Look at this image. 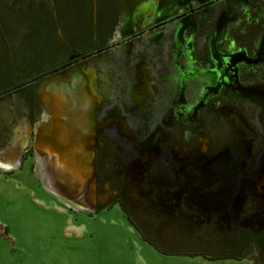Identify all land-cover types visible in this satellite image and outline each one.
Instances as JSON below:
<instances>
[{
	"label": "rangeland",
	"instance_id": "374dc122",
	"mask_svg": "<svg viewBox=\"0 0 264 264\" xmlns=\"http://www.w3.org/2000/svg\"><path fill=\"white\" fill-rule=\"evenodd\" d=\"M40 2L53 10V0H34ZM63 2L77 8L76 0ZM207 2H218L215 11L220 12L208 35L205 61L195 71L191 38ZM244 2L116 0L121 17L115 44L42 76L34 93L39 113L36 108L29 114L18 94L0 99V264H264V244L235 260L221 231L213 236L200 226L213 212L228 227L220 211L234 222L245 208L248 227L264 228V95L244 85L264 82V30L259 36L258 19L245 23L252 59L225 38L232 20L228 6L243 9ZM91 7L95 27L96 0ZM193 9L198 12L178 26L152 27ZM12 15L5 18L8 31L0 37L7 47L14 44L11 35L20 32ZM165 43L177 44L176 53L169 55ZM57 48L46 44L34 56H20L21 66L51 59ZM10 62L2 65L5 78ZM154 72L157 78L150 83L147 75ZM166 105L162 125L150 128ZM230 106L233 117L234 111L223 112ZM252 131L260 138L256 152L254 141L246 138ZM197 148L207 152L198 154ZM95 150L103 169L114 164L116 152L122 154L117 159L126 163L122 204L139 230L117 204H109L116 193L96 180ZM87 154L85 174L79 165L86 166ZM246 162L252 163L250 175L243 171ZM204 173L212 182L221 181L218 192L225 199L209 204L213 196L198 192ZM167 220L169 228L163 227ZM205 251L209 257H228L207 260L201 255Z\"/></svg>",
	"mask_w": 264,
	"mask_h": 264
},
{
	"label": "trees",
	"instance_id": "16d2710c",
	"mask_svg": "<svg viewBox=\"0 0 264 264\" xmlns=\"http://www.w3.org/2000/svg\"><path fill=\"white\" fill-rule=\"evenodd\" d=\"M22 1L13 0L10 5H7V0H0V37L3 38L2 32L8 31L4 21L11 12L14 25L20 28L18 29L19 33L11 35L15 38L13 45L7 47L3 39L0 42V99L9 94H18L27 101L28 113L32 115L36 108L38 110L34 95L38 80L42 76L76 60L87 58L96 50L113 43L116 26L114 18L116 14L118 15V10L116 0H96L98 3V16L94 27L90 16L92 0H76L78 4L75 10H72L71 3L65 4L63 2L67 0H53V10L48 9L41 2L37 5L34 0H28L26 4L22 5ZM11 8L14 9L10 12L9 9ZM46 44L58 47L59 52L51 59H47V57L40 58L39 62L33 59V64L31 61L29 67L24 68L21 66L20 56L26 57L31 54L34 56L33 51ZM8 60L11 62L6 65L7 77L5 78L2 74V65ZM150 64L151 62H148V65ZM149 69H146V71L150 72ZM114 156L116 161L114 164L108 163L106 172L101 170L98 158L95 162V174L99 179L98 182H107L111 189L117 192V197L112 199L109 204L117 201L127 221L134 229L139 230L130 220V216H128L122 204L121 192L125 163L118 162V165L116 163L117 159L122 160L123 156L118 152ZM144 241L153 247L155 246L147 239H144ZM233 249L231 251L233 253L232 259H242L243 257L239 255V252H234ZM209 253L210 251H205L201 255L207 260H222L226 258L221 257H228L227 254H224L218 258H213L207 256Z\"/></svg>",
	"mask_w": 264,
	"mask_h": 264
},
{
	"label": "flooded vegetation",
	"instance_id": "af4514ba",
	"mask_svg": "<svg viewBox=\"0 0 264 264\" xmlns=\"http://www.w3.org/2000/svg\"><path fill=\"white\" fill-rule=\"evenodd\" d=\"M244 3L245 4H244V8L243 9H241V8L238 9L237 5H234V4H231L230 6H228L229 11H230V13L232 15V20L226 24V28H225L226 37L225 38H226V41L234 42L236 44L237 48L239 47L242 50H244L246 56L248 58L252 59L255 56L254 55L255 51L252 50L248 46V43L250 41L249 33H248V28H246L244 26H245V23L247 21L252 23V21L255 20V19L260 20L258 22L259 30H257V33L260 36L261 32L264 30V24H263L264 4H263V0H245ZM216 5H218V2H207V3H205L203 5V7H202V10H205V16L202 19L199 17L197 19L196 23H195L194 32H193L192 38H191V50H192L191 51V56H192V60L196 61V65L193 62H190V63L194 64V70L195 71L201 70V67H202V65H203V63L205 61L204 57L206 56V53L208 52L209 47H210V44L207 43L208 35L212 31L213 25H214V23H215V21H216V19L218 17V13L220 12V10H219V12L215 11ZM196 12H198V10H195V9L187 11V12H185L183 14L174 16V17L170 18L167 21H164V22H161L159 24L153 25L152 27H157L158 26V28H164V27H167L169 25L174 26V27L178 26L179 23H180V20H182V19H191L193 17L194 13H196ZM251 15H253V16L251 17ZM257 15H258V17H257ZM120 17H121L120 16V12L118 11V15L116 14V16L114 18V22H115V25H116L115 28L117 27V25H118V23L120 21ZM258 24H257V26H258ZM152 27H150V28H152ZM239 27H240L241 30L239 32H237ZM176 31H178V27H177ZM257 33H254V36H256ZM174 34L176 35L175 31H174ZM183 34L184 33L182 32V36H183ZM126 39H129V37H127ZM165 39H166L165 37L162 38V40H165ZM222 41H224V38L221 40V42ZM226 41H224V42H226ZM114 44H115L114 42L110 43V44L106 45L105 47H103V48H101L99 50H96L95 52H98L100 50H105L107 47H110V46H112ZM176 45H169V46L167 45L166 46V43H165V47H168V54L169 55H172L173 52L176 53V51H177L176 50ZM174 47H175V49H174ZM170 51H172V53H169ZM95 52H93V53H95ZM84 59H87V58H84ZM76 61H78V60H76ZM76 61H74V62H76ZM168 61L169 60H167V63H168ZM73 63H70L69 65H66V66H70ZM182 64L184 65V63H182ZM185 67L186 66H184L183 68H185ZM145 73H146V71H145ZM156 78H157V74L155 75V72H154L153 76H148V79L150 80L149 81L150 83H153V80H155ZM173 81H174V79H173ZM189 81H191V83L194 82L192 79H190ZM240 81L244 84L243 79L241 77H240ZM198 85H199V90H201L200 89V84H198ZM244 85L250 86V92L258 93V95H260V94L264 95V82H256V83H253L252 85H249V84H244ZM85 93L86 94L88 93L86 89H85ZM202 93H203V90L199 91L198 94H197V98L201 97ZM89 94H90V96L92 95V93H89ZM197 98H196V100H197ZM170 99L172 100V98L170 97V98L167 99V101H169ZM263 102L264 101H262V103ZM99 104H100V101L97 103V106ZM167 105H168V103H167ZM167 105L163 107L164 108V112L160 114L159 118H157V121L153 122L152 124L149 125L150 128H152L156 124H161V122H162L161 119H162L163 116H165V114H164L165 113V109L169 106V105L168 106ZM233 111H234V114H231ZM223 112H226L227 115L231 114V117L236 115L235 109H233L232 106L224 108ZM38 113H39V110H38ZM257 123L258 122L256 121L254 124H252V123H250V124L251 125H257ZM252 129L256 130V126H254V128L251 127V130ZM248 131H250V129H248ZM253 131H252V135L253 136L246 137V138L254 141V145H253L251 150L256 152L255 150H257V149L259 150V148H260V146H259L260 145L259 144L260 138H259V136L258 137L255 136ZM71 144H72L71 147H73L75 145V143L73 141L71 142ZM78 144H81V143H78ZM82 151H83V148L81 146V149H80V153L81 154H82ZM196 151L198 152V154H204V153L207 152V150H203L202 151V150H198V148H197ZM97 152H98V150L94 151V155L96 157V159H94V173H95V162H96V160L99 157L98 156L99 154H97ZM80 153H78V154H80ZM207 155H208L209 158H212L210 156L211 154L208 153ZM214 155H215V153L212 154V156H214ZM197 156H200V155H197ZM203 156H205V155H203ZM203 156H200V157L203 158ZM101 160H102V156H101V158L98 159V163L100 164L101 170L103 172H106L107 171V167H105L103 169L102 164H101ZM211 163H212V166L213 165L215 166V164H214L215 160H213ZM250 164H252V163L246 162V164H245V166L243 168V171H245L247 173V175H250V173H251L248 170ZM117 165H118V163H117ZM125 166H126V163H125ZM125 166H124V168H125ZM209 173H210V171H209ZM124 175H125V170H124ZM236 176H239V174H236ZM95 177H96V180L99 181V179H98L96 174H95ZM248 179L251 180L250 176H249ZM123 180H124V178H123ZM101 183H103V181ZM196 185H198L196 187H199L198 192L206 191L207 195H205V196H207V197L213 196L212 199H209V202H208L209 204L217 203L218 200L225 199V196L218 192L219 188L222 185L221 181H219L218 179H213V182H212L210 175H208L206 173H204L202 175L200 183H198ZM122 187H123V184H122ZM114 192L116 194H115V196L112 199H115V197H117V192L116 191H114ZM203 197L204 196H201L200 198L204 199ZM205 200H206V198H205ZM114 203L117 204L118 208L121 210V207H120L119 203H117V201L114 202ZM202 205H208V204L204 203ZM195 212H196L195 213L196 215H199L201 213V210L195 211ZM220 213H223L225 218H226V220H227V222H229V225H227L228 227H226V226L223 227L224 224L222 223L221 220L218 219L219 218L218 215H216V213H213V212H212V214H210L211 217H210L208 223L207 224H202L200 226L208 227L210 229L211 234L213 236L215 235V233L217 234L219 231H221L220 235H221V237L224 238L223 241L226 243V245L228 247L238 249L239 250L238 251L239 255L242 256L243 258H248V255H249L248 252L253 251L254 249H256L257 246L261 247L264 244V228H258L256 226H254L253 228H251V227L249 228L248 227V225L246 223V221L248 220V214H246L245 208H243L242 212H239L238 215L235 216L234 222H232L230 216L229 217L226 216L227 213L224 212V210H221ZM166 223H165V225L163 227L169 228L170 221L167 220ZM243 223H245V225ZM200 226H199V228H202ZM219 226H221V228ZM174 229H176V228H174ZM225 237H226V239H225Z\"/></svg>",
	"mask_w": 264,
	"mask_h": 264
},
{
	"label": "water",
	"instance_id": "95a60500",
	"mask_svg": "<svg viewBox=\"0 0 264 264\" xmlns=\"http://www.w3.org/2000/svg\"><path fill=\"white\" fill-rule=\"evenodd\" d=\"M80 155H81V153H80ZM87 156H88V154L85 156V159H86L85 164H86V166L83 165V164L79 165L80 170L83 171L85 174H86V168L89 167V165H88L89 164V158Z\"/></svg>",
	"mask_w": 264,
	"mask_h": 264
}]
</instances>
